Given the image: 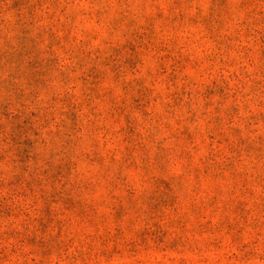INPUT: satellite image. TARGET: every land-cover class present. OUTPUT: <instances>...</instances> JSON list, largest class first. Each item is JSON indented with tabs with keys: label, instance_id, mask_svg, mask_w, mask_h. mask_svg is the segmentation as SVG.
Here are the masks:
<instances>
[{
	"label": "rangeland",
	"instance_id": "obj_1",
	"mask_svg": "<svg viewBox=\"0 0 264 264\" xmlns=\"http://www.w3.org/2000/svg\"><path fill=\"white\" fill-rule=\"evenodd\" d=\"M0 264H264V0H0Z\"/></svg>",
	"mask_w": 264,
	"mask_h": 264
}]
</instances>
